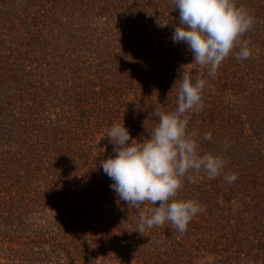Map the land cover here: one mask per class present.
Masks as SVG:
<instances>
[{
	"label": "trees",
	"instance_id": "1",
	"mask_svg": "<svg viewBox=\"0 0 264 264\" xmlns=\"http://www.w3.org/2000/svg\"><path fill=\"white\" fill-rule=\"evenodd\" d=\"M236 5L254 19L241 38L251 55L230 53L209 77L172 41L174 0H0V248L11 264H264V0ZM183 71L208 80L188 131L226 164L215 179L182 178L174 199L205 208L187 231L141 234L99 162L115 155L113 124L147 138L153 111L176 109Z\"/></svg>",
	"mask_w": 264,
	"mask_h": 264
},
{
	"label": "clouds",
	"instance_id": "2",
	"mask_svg": "<svg viewBox=\"0 0 264 264\" xmlns=\"http://www.w3.org/2000/svg\"><path fill=\"white\" fill-rule=\"evenodd\" d=\"M174 3L179 10V25L173 31L172 41L183 42L191 51L193 62L209 69V77L216 74L230 53L240 61L250 57V41L241 38L252 28L254 19L248 10L237 7L236 0ZM178 80L176 109L154 110L158 123L147 138H132L124 123L113 124L106 137L114 146L115 155L99 162L113 181L110 188L119 200L139 211L137 231L141 234L168 222L181 234L187 231L191 220L205 208L196 200L174 199L183 187L182 178L190 171L203 170L209 179H215L226 164L222 156L200 154L195 133L188 131L189 114L203 110V90L208 80L188 71H183ZM211 138V133H204V140ZM224 179L232 183L237 177L233 173ZM146 201L153 205L147 213L140 210Z\"/></svg>",
	"mask_w": 264,
	"mask_h": 264
},
{
	"label": "rangeland",
	"instance_id": "3",
	"mask_svg": "<svg viewBox=\"0 0 264 264\" xmlns=\"http://www.w3.org/2000/svg\"><path fill=\"white\" fill-rule=\"evenodd\" d=\"M157 46H159L158 44H157ZM38 218V220H36V222H34V223H39L40 225H42V223L43 222H45L46 221V219L45 218H43V217H36V219ZM34 225V224H33ZM32 226V225H31ZM23 234H25V233H23ZM2 249H4V248H2ZM4 252V251H3ZM107 256L105 255V254H102V255H100V256H98L96 259H97V261L96 262H93V264H100V262L101 263H103V262H105L106 261V258ZM13 260H15L16 261V257L14 256V254L13 253H2V250H1V248H0V262H1V264L3 263V264H11V263H13Z\"/></svg>",
	"mask_w": 264,
	"mask_h": 264
}]
</instances>
